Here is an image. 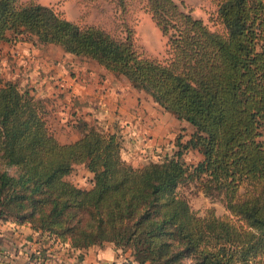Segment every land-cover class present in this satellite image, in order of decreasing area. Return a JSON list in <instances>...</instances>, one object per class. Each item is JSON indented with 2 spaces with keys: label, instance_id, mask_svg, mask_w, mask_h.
Here are the masks:
<instances>
[{
  "label": "trees",
  "instance_id": "trees-1",
  "mask_svg": "<svg viewBox=\"0 0 264 264\" xmlns=\"http://www.w3.org/2000/svg\"><path fill=\"white\" fill-rule=\"evenodd\" d=\"M143 1L166 38L163 59L139 52L131 30L120 38L48 5L0 0V45L52 44L89 58L193 128L173 156L135 167L110 131L85 126L59 142L42 102L3 80L0 220L74 249L112 243L129 251L118 264H264V0H216L221 31L174 0ZM189 149L202 156L194 166L181 158ZM75 164L91 173L89 188L68 180ZM186 179L228 214H197L179 192Z\"/></svg>",
  "mask_w": 264,
  "mask_h": 264
},
{
  "label": "rangeland",
  "instance_id": "rangeland-1",
  "mask_svg": "<svg viewBox=\"0 0 264 264\" xmlns=\"http://www.w3.org/2000/svg\"><path fill=\"white\" fill-rule=\"evenodd\" d=\"M30 1L48 5L81 26L101 27L120 38L126 37L128 30H131L139 52L151 58L166 57V38L153 22L143 0H126L124 7L117 0H21L22 3ZM174 1L182 10L201 19L211 30H222L217 18L216 0ZM20 56L23 61H19ZM92 72L95 74L91 75ZM106 78L125 91L131 86L123 76L106 72L95 61L66 53L56 45H33L30 42L0 45V83L8 79L15 81L22 91H28L42 102L47 125L59 142H73L82 135L85 126H94L116 133L122 159L135 167L173 156L179 148L178 142L184 144L193 131L191 125L165 112L144 92L132 94L131 90L126 91L131 99L136 97L142 103L141 97H144L150 104H142L145 119L141 118L139 122L131 117L118 119L123 112L119 110L114 97L104 92L96 93V86ZM87 85L93 91L89 97L84 92ZM106 108L109 117L105 114ZM94 112L97 117L92 115ZM128 115L127 111L125 116ZM181 158L194 166L202 156L196 149H189L183 152ZM8 170L12 171L11 168ZM90 177L91 173L84 164H75L68 180L77 186L89 188ZM179 192L199 215L209 210L219 216L228 214L219 198L204 194L197 179H186L180 185ZM110 247L113 244L105 243L98 249L111 252ZM127 256L129 251L123 253L119 250L116 263Z\"/></svg>",
  "mask_w": 264,
  "mask_h": 264
},
{
  "label": "crops",
  "instance_id": "crops-1",
  "mask_svg": "<svg viewBox=\"0 0 264 264\" xmlns=\"http://www.w3.org/2000/svg\"><path fill=\"white\" fill-rule=\"evenodd\" d=\"M21 58L22 56L18 58L19 61H23L20 60ZM94 74L95 72L91 73V75ZM108 75L111 76L110 74ZM98 85L96 86L98 89L96 93L104 92L105 95L113 96L116 105L119 106V110H122L123 115H119L118 119L120 117L121 119H130L131 117L134 120L137 119V122L141 118L145 119L142 104H149L146 99L141 97L142 103H140L138 98L131 99L130 94H126L127 90H131L133 94L137 92L136 89L130 86L125 91V89L119 88L115 83L108 81V78L102 80V83L100 82ZM89 86L87 85L85 88H88L84 91L89 94L87 97L93 94ZM39 90V93H41V88ZM125 102L127 103L125 104ZM88 110L93 111L95 109ZM104 111L106 116L109 117L107 108ZM127 111L129 115L125 116ZM92 115L96 116V112ZM98 248L99 246H91L87 249H74L68 243H61L46 233L33 230L29 223L20 225L11 220H0V264H25L28 259H34L38 256L42 258V264H118L116 261L119 250H116L114 245L110 247L111 252L99 250ZM108 261L110 262L108 263Z\"/></svg>",
  "mask_w": 264,
  "mask_h": 264
},
{
  "label": "built area",
  "instance_id": "built-area-1",
  "mask_svg": "<svg viewBox=\"0 0 264 264\" xmlns=\"http://www.w3.org/2000/svg\"><path fill=\"white\" fill-rule=\"evenodd\" d=\"M25 264H42V258H40V256L35 257L34 259L30 258Z\"/></svg>",
  "mask_w": 264,
  "mask_h": 264
}]
</instances>
